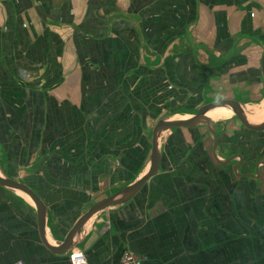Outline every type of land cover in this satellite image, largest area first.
<instances>
[{"label": "crops", "instance_id": "0c3cea01", "mask_svg": "<svg viewBox=\"0 0 264 264\" xmlns=\"http://www.w3.org/2000/svg\"><path fill=\"white\" fill-rule=\"evenodd\" d=\"M263 51L264 0H0V174L41 198L55 247L146 173L159 119L223 99L264 116ZM231 114L210 119L214 134L165 131L157 172L71 250L85 264L125 250L145 264H264V130ZM70 251L47 248L32 199L0 186V264H70Z\"/></svg>", "mask_w": 264, "mask_h": 264}, {"label": "water", "instance_id": "95a60500", "mask_svg": "<svg viewBox=\"0 0 264 264\" xmlns=\"http://www.w3.org/2000/svg\"><path fill=\"white\" fill-rule=\"evenodd\" d=\"M260 70H261L262 80L264 83V51L260 59ZM216 107L228 108L236 117L238 122L249 130H253V131L264 130V119L261 122H253L249 120L240 102L231 99L215 100L203 104L189 118L173 119V118L163 117L159 119L152 128L150 163L146 173L137 180L133 181L132 183L116 190L114 193L110 194L109 196H106L105 198H102L94 202L80 216V218L76 221V223L70 229L66 237L62 240V242H59L55 247L48 245L45 241L44 231H45L47 213H46V207L42 202L41 198L23 182L14 180L6 175L0 174V186L18 190L24 193L25 195H27L29 198H31L36 208L38 228L43 244L53 252L68 253L74 247L77 236L81 232L84 224L90 218H92L97 213L109 207L118 206L128 201L141 189L144 183L157 172L160 162L159 142L161 136L165 131L170 130L172 128H180V127L190 128V127H195L199 124H205L207 128L210 130V132L214 134L210 118L208 117V112H210ZM214 147H216V143Z\"/></svg>", "mask_w": 264, "mask_h": 264}, {"label": "built area", "instance_id": "2783aa9c", "mask_svg": "<svg viewBox=\"0 0 264 264\" xmlns=\"http://www.w3.org/2000/svg\"><path fill=\"white\" fill-rule=\"evenodd\" d=\"M70 264H85L86 259L83 252L79 249H73L68 254ZM13 264H23L21 261H16ZM116 264H145L144 258L129 251L125 250Z\"/></svg>", "mask_w": 264, "mask_h": 264}, {"label": "bare ground", "instance_id": "6f19581e", "mask_svg": "<svg viewBox=\"0 0 264 264\" xmlns=\"http://www.w3.org/2000/svg\"><path fill=\"white\" fill-rule=\"evenodd\" d=\"M226 110H229L228 108H225V107H216L214 108L213 110H211L210 112H208V117L210 119H213V120H216L219 118V116H221V114L223 112H225ZM247 118L253 122H261L259 121L258 119H262L261 117H264V116H260V115H257L255 114L252 109L250 108L248 111L246 109V112H245ZM260 117V118H259Z\"/></svg>", "mask_w": 264, "mask_h": 264}, {"label": "rangeland", "instance_id": "374dc122", "mask_svg": "<svg viewBox=\"0 0 264 264\" xmlns=\"http://www.w3.org/2000/svg\"><path fill=\"white\" fill-rule=\"evenodd\" d=\"M232 114H233V113H232ZM232 114H231V115H229V116H231V117H232L231 119H232V120H234V121H237V120H236V118H235V117H234ZM229 116H228V117H229ZM219 117H220V116H219ZM226 118H227V117H226ZM226 118H225V119H226ZM218 119H220V118H218ZM221 119H223V118H221Z\"/></svg>", "mask_w": 264, "mask_h": 264}]
</instances>
